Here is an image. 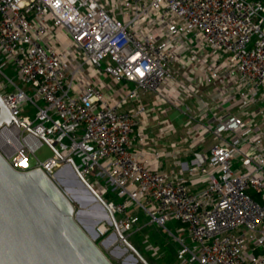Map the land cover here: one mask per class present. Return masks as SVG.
I'll return each mask as SVG.
<instances>
[{
  "label": "built area",
  "instance_id": "built-area-1",
  "mask_svg": "<svg viewBox=\"0 0 264 264\" xmlns=\"http://www.w3.org/2000/svg\"><path fill=\"white\" fill-rule=\"evenodd\" d=\"M0 98L9 165L76 167L125 245L264 264V0H0Z\"/></svg>",
  "mask_w": 264,
  "mask_h": 264
},
{
  "label": "water",
  "instance_id": "water-1",
  "mask_svg": "<svg viewBox=\"0 0 264 264\" xmlns=\"http://www.w3.org/2000/svg\"><path fill=\"white\" fill-rule=\"evenodd\" d=\"M13 121L0 98V126ZM64 169L56 173L57 183L39 169L14 170L0 153V264H114L96 241L97 222L89 227L68 188H62L72 183L64 179ZM66 169L95 195L76 167Z\"/></svg>",
  "mask_w": 264,
  "mask_h": 264
},
{
  "label": "rangeland",
  "instance_id": "rangeland-1",
  "mask_svg": "<svg viewBox=\"0 0 264 264\" xmlns=\"http://www.w3.org/2000/svg\"><path fill=\"white\" fill-rule=\"evenodd\" d=\"M5 72L10 77H14V72L10 68H6ZM15 81L21 85V81L18 78ZM35 154L39 160L44 161L53 156V150L45 143L38 148ZM32 161L34 162L35 158ZM64 176L66 177V174ZM67 176H70V180L68 178L64 179L72 183L66 182L65 185H62V188L67 187L71 190L74 198H72V201L76 209L82 210V214L84 213L81 215L82 219L89 224V227L97 222L96 229L99 232L104 231L106 228L110 229L108 234H99L96 241L114 264H181L178 257L179 245L175 242L173 236L166 229L156 224H147L148 220L144 216H142L140 223L141 230L129 235L126 238L128 243L125 245L114 234L115 227L111 224V220H109L110 218L106 208L101 205L93 193L87 192L84 186L76 184L79 178L71 172L70 174L67 173ZM103 212L108 215L105 219H102ZM87 220L90 222L88 223ZM177 225V222H171L168 224V227L176 233ZM150 245L159 247V253L157 255H154L149 249Z\"/></svg>",
  "mask_w": 264,
  "mask_h": 264
},
{
  "label": "bare ground",
  "instance_id": "bare-ground-1",
  "mask_svg": "<svg viewBox=\"0 0 264 264\" xmlns=\"http://www.w3.org/2000/svg\"><path fill=\"white\" fill-rule=\"evenodd\" d=\"M61 172L64 173V175L66 174V177L64 176L65 178H68V179H69L70 176H67V173L70 174V171H69L68 169L65 168L64 171L61 170ZM69 180H70V179H69ZM67 181H68V180H67ZM68 191H69V194L72 195V194H71V190L68 189ZM94 200H96V199H94ZM88 204H89V203H88ZM95 207H96V206H95ZM85 212H86V211H85ZM83 214H84V213H83ZM83 214H82V215H83ZM86 215H87V214H86ZM97 215L99 216V214H97ZM84 216H85V215H84ZM81 218H82V217H81ZM98 218L100 219V217H98ZM103 218H104V219L107 218V216H106V214H105L104 212H103L102 219H103ZM87 221H88V220H87ZM89 222H90V221H88V223H89ZM88 225H89V224H88Z\"/></svg>",
  "mask_w": 264,
  "mask_h": 264
},
{
  "label": "trees",
  "instance_id": "trees-1",
  "mask_svg": "<svg viewBox=\"0 0 264 264\" xmlns=\"http://www.w3.org/2000/svg\"><path fill=\"white\" fill-rule=\"evenodd\" d=\"M98 243V242H97Z\"/></svg>",
  "mask_w": 264,
  "mask_h": 264
}]
</instances>
